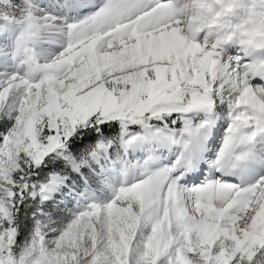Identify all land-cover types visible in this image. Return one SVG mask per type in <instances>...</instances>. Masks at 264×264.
Wrapping results in <instances>:
<instances>
[{"label":"snow or ice","instance_id":"6c2138e0","mask_svg":"<svg viewBox=\"0 0 264 264\" xmlns=\"http://www.w3.org/2000/svg\"><path fill=\"white\" fill-rule=\"evenodd\" d=\"M70 7L83 18L0 0V34L11 36L0 55V264H264V173L247 184L222 178L246 175L264 136V0ZM53 30L66 41L42 61L38 46ZM218 103L228 123L210 165L221 175L185 186L179 180L195 168ZM106 122L118 123L125 150L156 140L176 146V158L74 213L51 239L35 219L18 245L20 204L60 183L58 173L34 179L35 170L49 154L78 170L86 160L73 156L79 144L70 137L100 133ZM111 143L98 141L87 156Z\"/></svg>","mask_w":264,"mask_h":264},{"label":"rangeland","instance_id":"374dc122","mask_svg":"<svg viewBox=\"0 0 264 264\" xmlns=\"http://www.w3.org/2000/svg\"><path fill=\"white\" fill-rule=\"evenodd\" d=\"M33 2L46 12L59 18H66L70 21L82 19L85 14L82 11L81 15L69 14V9H61L60 7L61 5L63 6L64 0H53L56 8L43 4L37 0H33ZM59 3H61V5ZM67 3L70 7L71 2L67 1ZM51 9L56 12L61 10L63 15L53 12ZM64 14H67V16ZM49 37L48 40L38 46V54L42 61L58 53L66 41V36L57 30H53L49 34ZM10 41L11 36H9L8 33L0 34V55L10 50ZM170 43V41L162 40L161 46H168ZM232 51L234 52L235 50L233 49ZM2 70L3 67L0 66V71ZM227 112L228 108L226 103H218L215 106L213 114L214 122L211 126L213 131H215L213 137L214 143L212 144V142H210L208 144L210 129L205 130L204 137L201 141V147L206 146L208 148L207 157H202L204 161L200 166L199 177L185 186L198 185L205 178V171L208 164L215 159V153L218 151L225 134L224 132L228 123ZM175 115L176 114H173V116ZM154 125L159 126L157 123ZM132 127L133 126H131V132L140 130ZM119 131L120 129L117 134L104 132L99 136L96 142L86 143L82 148L76 149L75 157L77 159L84 157L86 160L76 171H73L61 158L60 162L63 163V165L58 168L60 183L56 185L55 191L48 193L47 198L43 200H41L39 196L35 198L29 197L20 204V212L18 214V223L20 225V233L17 236L18 245L22 246L25 240L30 239V235L34 230L35 219L40 220L41 224L44 225L43 230L47 238L51 239L58 234L59 229L72 218L74 213L83 210L90 203H104L109 201L119 187L141 179L146 167L148 169L160 168L166 164H170L176 158V146H169L156 140L140 141L137 142L134 147L125 150L118 139ZM216 131L218 132L217 137ZM99 139L104 141L112 139L113 143L99 150L95 157H88L87 153L91 151L98 141H100ZM205 140L206 144L204 143ZM252 146L264 150V136H258ZM167 155H171L172 158L165 162L163 159L165 157V160H168V157H166ZM54 156L55 154H49L48 157H45V162L35 170L37 175L34 179L45 182L50 173H57L52 170L53 165L58 159L53 158ZM87 158H89V160H87ZM203 164L206 166H203ZM202 169L205 170L202 171ZM215 171L214 168V176L212 178H215L216 175L220 176V173H215ZM223 179L233 184H238L230 178ZM249 181V183H251L254 180L251 179ZM179 183L182 184L180 180ZM37 208L39 212H37ZM33 212H36L35 217L32 215Z\"/></svg>","mask_w":264,"mask_h":264},{"label":"bare ground","instance_id":"6f19581e","mask_svg":"<svg viewBox=\"0 0 264 264\" xmlns=\"http://www.w3.org/2000/svg\"><path fill=\"white\" fill-rule=\"evenodd\" d=\"M37 1H40L43 4H47L49 6H53L54 8H56V5L53 2V0H37ZM67 1L72 3V0H67ZM67 1L64 0V3H63V6L65 7L64 9L65 10L69 9L70 10V11H68L69 13L70 12L77 13V11H74L71 7H69V4L67 3ZM81 11H83V9H81L80 12ZM214 135H215V131H213V129L210 128V134H209V139H208V141L209 140L210 141L208 142V144L210 142L214 141V138H213ZM204 143L206 144V140H205ZM252 147H253L254 156H253V159L249 162V171H248V173L246 175H244V176L227 175V176H224L222 178H230V179H233L235 181H238L239 184H247V183L250 182L249 180H251V179L255 180L258 175L264 173V164L261 163V160L264 159V150L255 148V146H252ZM207 150H208V148L206 146L205 147H203V146L201 147V151H200V154H199L200 158L198 159L195 168L193 170L189 171V172H186L180 178V182H182L183 185L190 184L189 182H192L197 177H199V175H200L199 172H200V169H201L200 166L202 165V162L204 161L203 158L207 157V152H208ZM215 155H216V153H215ZM203 166H204V164H203ZM215 173H219V172L215 171ZM205 174L206 175H205V178L203 179V181L206 178H212L214 176V167H212L210 164H208V167H207V169L205 171ZM219 175H221V174H219Z\"/></svg>","mask_w":264,"mask_h":264},{"label":"trees","instance_id":"16d2710c","mask_svg":"<svg viewBox=\"0 0 264 264\" xmlns=\"http://www.w3.org/2000/svg\"><path fill=\"white\" fill-rule=\"evenodd\" d=\"M151 123L155 124L158 123L160 124V121L157 120H153ZM179 127V122H177V125ZM133 127L138 128L139 126L133 125ZM107 129V131H103V129ZM119 130V125L116 122H106L104 125L101 126V132L98 133L95 131L94 128H81L77 130V133H75L72 137H70V140L75 141L76 143L79 144V148H82L83 145H85L86 143L89 142H94L96 140H98L99 136L106 132V133H113V134H117ZM86 137H88L86 139ZM73 156H75L76 154V150L72 153ZM61 158L57 159V162L53 165V171L54 172H59V169L63 163L60 162ZM60 162V163H59Z\"/></svg>","mask_w":264,"mask_h":264}]
</instances>
